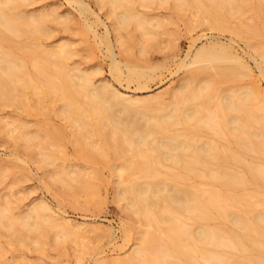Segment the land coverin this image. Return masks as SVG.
<instances>
[{
  "label": "bare ground",
  "instance_id": "bare-ground-1",
  "mask_svg": "<svg viewBox=\"0 0 264 264\" xmlns=\"http://www.w3.org/2000/svg\"><path fill=\"white\" fill-rule=\"evenodd\" d=\"M99 1L114 17L113 26L100 15L92 21L104 25L103 41L110 43L111 27L125 45L132 36L128 38V28L131 34L136 27L147 36L157 33L152 26L159 23L135 10L139 0ZM177 1L171 8H190L199 24L246 37L258 51L250 56L264 76V45L255 39L264 34L263 0L253 3L255 20L242 25L227 21L225 6L241 7L243 0ZM75 2L81 13H94L84 1ZM24 3L0 0V105L63 114L78 145L74 175L69 176L67 160L57 155L61 128L54 131L40 123L33 133L26 130L27 121L11 119L9 132L28 146L37 144L40 164H54V180L71 187L75 205L78 192L94 191V178L100 176L94 165L112 167L121 184L117 196L127 200L140 226L132 252L98 256L94 264H264V87L232 42L207 39L182 60L179 68L184 67L185 74L173 86L140 98L106 79L96 82L88 69L70 66V43L45 45L40 39L57 13L50 9L28 14ZM86 24L100 36L93 24ZM8 32L26 39L16 40ZM109 45L114 77L127 73L125 79L140 86L148 73L145 68L125 63V72ZM18 48L23 52L16 56ZM6 121L0 118V123ZM35 136L41 139L32 143ZM81 159L93 167L79 164ZM59 191L58 196H67ZM8 196L0 201V237L7 227L13 243L32 240L43 249L52 239L63 240L80 245V254L91 247L88 232L96 228L73 221L44 201L22 215L15 197Z\"/></svg>",
  "mask_w": 264,
  "mask_h": 264
},
{
  "label": "rangeland",
  "instance_id": "rangeland-1",
  "mask_svg": "<svg viewBox=\"0 0 264 264\" xmlns=\"http://www.w3.org/2000/svg\"><path fill=\"white\" fill-rule=\"evenodd\" d=\"M25 1L23 6L28 14H36L50 9L57 13L56 18L49 20L50 27L48 26L47 32H44L40 37L45 45L56 44L60 41L70 43L73 51L67 60L70 66L88 69L96 82L106 79L127 95L148 98L173 86L185 74L186 69L179 68L182 60L188 59L211 37L225 43L231 41L234 49L249 62L254 76L258 75L256 78L264 87V76L260 74L254 59L250 56L258 52L256 47L250 45L246 37H241L228 29L209 28L208 24H199L196 21L195 13H191L190 8L189 10L184 9L185 6L182 7L183 9L179 6V9L171 8L174 7L172 5L175 2L178 3L177 0L174 2L170 0L169 4L168 1L164 3L165 1L161 2V0H139L137 2L135 0L136 4H133L138 7L137 9L134 6L135 10L139 13L146 12L145 17H148L150 22L159 23V25L155 26L156 28L151 25L157 33L150 36L141 34L142 30L136 27L134 30L136 37H134L135 32L133 31L134 33L131 34V28L125 29L128 38L132 35L126 45L123 44L125 41L120 40L121 38L117 36V30L112 27L110 28V43L100 38L104 36L105 27L98 23L99 21L93 24L92 21L96 19L97 15H100L107 25L113 26L112 23L114 24V17H109L107 13L109 12L107 5L103 3L100 5L102 1L72 0L74 3L70 0ZM75 1H84L94 13H91L90 10L81 13L78 8L79 4ZM209 1L212 2V0L207 2ZM146 2L148 5H145ZM241 2V7L237 4H226L225 6V16L232 25H242L243 21L253 22L255 20L253 3L257 0ZM143 4L144 6H142ZM262 12L264 14V11ZM86 21L94 25V30L100 36H96L97 34L85 28ZM8 33L16 40L24 37L17 36L14 32ZM255 39L261 43H259L260 46L262 43L264 45V34ZM109 44L112 45L115 57L121 62L125 72V63L138 65L148 72L140 85L141 87L137 80L125 79L127 78L125 72H123L125 73L122 75L123 78L114 77L116 74L111 69L113 59H111L110 49L108 51ZM22 52L18 48L15 55L19 56ZM19 107L16 104L0 105V118L4 122L8 121L0 123V174H2L0 176V196L1 199L3 198L0 201H4V198L11 194L12 197H15L13 199L17 203L18 212L21 211L22 215H27L29 210L31 211L33 207L44 201L53 210L64 211L67 217L73 221L84 222L87 226L96 229L94 232H88L91 247L85 248V251L80 254L79 251L82 249L80 245L63 240L58 243L52 239L46 242L43 249L37 248L32 240H28L26 244L10 242L12 241L9 237L10 228L3 227L0 243L1 249H4L0 250V264H94L95 258L98 256L112 258L132 252L138 246L137 236L140 234L138 232L140 226L135 220L137 215L128 205L127 200L119 199L117 196V188L121 184L117 180L114 169L104 163L95 164L94 166L100 171V176L94 178V191L78 192L77 204H73L70 196L71 187L63 185L56 178L57 181L54 180V164L48 166L40 164L41 152H39L37 144L28 146L23 141L22 143L21 140L14 138L8 130L12 127L11 119L27 121L29 127L26 130L33 133L35 132L34 125L40 123L46 129L54 128V131L61 128L64 133L55 140L58 147L57 155L67 160L68 174L72 176L77 167L74 163H76L75 152L78 145L73 141L71 122L63 114L53 110H48V112L41 110L43 113H39L33 106H29V108L31 107L30 111ZM37 138L41 139V137L35 136L32 143L34 141L36 143ZM253 155L255 154L252 152V157ZM79 162V164L92 165L82 159ZM63 187L64 190H68L69 194L61 192L60 189ZM58 191L61 192L59 195L63 193L67 196L64 198H62L63 195L62 197L58 196ZM51 232H55L54 229ZM199 264L208 263L203 261Z\"/></svg>",
  "mask_w": 264,
  "mask_h": 264
}]
</instances>
